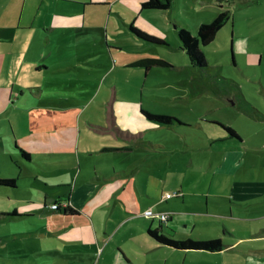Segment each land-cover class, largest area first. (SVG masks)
<instances>
[{
	"label": "crops",
	"instance_id": "obj_1",
	"mask_svg": "<svg viewBox=\"0 0 264 264\" xmlns=\"http://www.w3.org/2000/svg\"><path fill=\"white\" fill-rule=\"evenodd\" d=\"M3 1L11 3V0ZM43 1L40 0V4ZM89 1H106L104 5L110 6V17L112 5L119 0ZM121 1L126 4L122 6L129 8L128 16L134 10H147L141 6L144 0ZM76 3L84 8L81 21L86 16V6L102 4ZM50 5L51 2L48 7ZM37 8L41 12V8ZM58 10L61 8L55 12ZM22 11L21 8L20 13ZM115 12L122 17L126 15L120 9ZM48 14L47 10L41 20V12L40 16H32L20 26L21 16L5 12L0 19V28H40L34 24L35 19L41 21V28H62L63 25H48ZM64 14L60 13V16H68ZM70 16L78 17L75 14ZM117 47L101 49L105 62L93 58L92 47L90 53H76L75 57L63 58L56 64L72 60L81 62L89 56L92 60L83 61L82 65L108 66L118 63L119 54L112 50ZM33 60H37L33 61L34 72L46 71L45 57ZM135 60L128 55L119 64L137 66L134 62L138 60ZM82 70L91 76L87 67ZM149 72H153V68L148 72L144 70L145 75ZM56 86L63 91L77 88L66 81ZM74 92L78 96L73 95L72 100L63 93L59 97H62L60 106L77 109V126L44 123L31 127L42 130L41 133L21 134V137L12 127L10 136L14 139L9 142L13 151L5 144L0 152V162L2 157L9 160L5 164L7 174L0 173V178L15 180L14 186L0 184V200L12 203L0 207V226H9L7 231L11 232H0L3 250L0 251V264L18 263L15 253L8 258L5 252L6 244L11 240L16 242L18 237L32 238L48 251L41 254L39 248L32 245L31 257L30 253L26 260L19 257L23 258L19 261L26 264H41L40 260L45 258L57 259L56 264H178L188 258H191L190 262H200L194 257L204 253L206 256L201 264H218L211 262L208 252H219L220 256L231 254L233 258L228 263L232 264H264L263 104L236 106L233 111L226 106L225 110L233 117L227 115L222 124L237 134L230 137L224 129L212 135L203 125V119L189 124L176 117L178 121L165 125L171 128L170 132L163 131L164 125L147 119L141 112L146 109L158 113L149 106L153 101H143L141 94L128 100L114 97L103 128L85 115L86 112L94 114L102 110V106L93 102L100 91L78 88ZM104 94L108 98L109 90H104ZM10 110L9 107L0 109V120L4 118L3 113ZM200 128H205L206 132L199 133ZM105 132L106 137L102 135ZM20 149L29 157H24ZM31 163L39 171L32 170ZM23 188L22 192L20 189ZM170 192L178 195L165 197ZM55 202H59V209L52 208ZM66 204L76 213L65 214ZM146 209L166 213L168 217L160 220L144 216ZM18 223H25V228L14 226ZM149 228H159L163 235L175 239L218 238L222 248L214 251L176 249L151 237ZM221 263L225 264L226 259Z\"/></svg>",
	"mask_w": 264,
	"mask_h": 264
},
{
	"label": "rangeland",
	"instance_id": "obj_2",
	"mask_svg": "<svg viewBox=\"0 0 264 264\" xmlns=\"http://www.w3.org/2000/svg\"><path fill=\"white\" fill-rule=\"evenodd\" d=\"M206 1L211 3H205L203 0H176L166 11L134 10L131 16H128L129 8L122 6L126 4L119 0L112 5L108 17L110 6L104 5L106 1L44 0L43 4H40V0H11V3L0 0V19L5 12L17 13L21 16L20 26H22L27 20L32 19V16H40L41 12H43L41 18L43 20L48 10V25H63L62 28H41V21L35 19L34 24H38L40 28H0V109L4 107L11 109L3 113L4 118L0 120V152L3 151L5 144L13 151L9 142L14 139L10 136L12 127L16 135L21 137V134L28 136L41 133L42 130H33L31 127L35 128L44 123L58 122L71 127L77 126V109L60 106L62 97L59 95L66 94V97L72 100L73 95L78 96L74 94L75 89L78 88L93 92L95 89L100 91L93 102L102 106V110L94 114L86 112L85 115L103 128L106 127V114L114 97L128 100L136 99V94L138 96L141 94L143 101H153V105L149 106L158 113L180 117L189 124H196L203 119V125L212 135H217L219 129H222L214 122L223 123L227 115L233 117L232 113L225 110L226 106L233 111L236 106L243 107L257 103L264 105V98H261L264 95L262 92L264 89V0H231L226 4L218 3L223 5L222 8L216 4V0H213L215 3L212 0ZM49 2H51L50 7H48ZM76 2L102 4L86 6V16L81 21L84 8ZM37 6L41 8V12H38ZM21 8L23 11L20 13ZM57 8L61 10L55 12ZM117 9L124 11L126 15L123 17L117 15L115 12ZM220 9H228L230 18L217 32L215 39L203 46L207 65L203 68L194 67L189 62L186 52L182 50L176 28L183 26L195 33L201 22L210 21ZM60 13L68 16L62 17ZM72 14L78 17L70 16ZM132 23L144 32L162 39L164 44L147 43L137 38L129 31V25ZM115 45L118 47L112 50L119 54L118 63L94 67L82 65L81 62L92 60L88 56L81 62L72 60L73 62L66 64H56L63 58L75 57L76 53L83 51L90 53L92 47L93 58L98 62H105L106 59L100 54L101 49ZM128 55L136 60L160 59L171 67L154 66L153 72L145 75L141 65L119 64L121 59ZM42 57H45L46 71L34 72L33 61L37 60L33 59ZM82 67H87L91 76L86 75ZM64 81L77 88L63 91L56 86L62 85ZM259 81L262 82V86ZM2 85H6L7 88L2 89ZM49 85L53 86L49 88L47 87ZM20 86L27 88L22 89ZM104 90H109L108 98ZM11 91L14 92V96H10ZM39 96L41 99H38ZM170 129L169 126L164 125L161 130L170 132ZM198 132L206 131L205 128H200ZM106 134L107 132L102 133L104 137L107 136ZM64 139L71 141L66 137ZM8 161L7 158L2 157L0 162L2 175L7 174L5 164ZM29 166L32 170L39 171L35 164L31 163ZM9 169L17 171L12 167ZM13 175L17 176L16 173ZM20 190L23 192L24 188ZM7 203L12 205L9 201L0 200V207ZM18 214L23 212L18 211ZM14 226L24 229L25 223ZM8 228L9 226L2 228L0 226V232L11 233L7 231ZM6 245L8 247L5 252L8 258L10 254L15 253V257L19 260L23 258L26 260L31 257L32 245L37 246L41 254L48 253L40 242H33L32 238L27 237H18L16 242L11 240ZM1 246L0 244V251H3ZM207 254L211 262L222 264L221 260L226 259L225 264H232L228 263L229 259L232 261L231 254L223 256H220L219 252ZM205 256L206 253L194 257L200 262H190L191 258H188L184 263L178 264H201ZM19 260L18 263L11 264H26ZM56 261L57 259L54 258H45L41 259L40 263L56 264Z\"/></svg>",
	"mask_w": 264,
	"mask_h": 264
},
{
	"label": "trees",
	"instance_id": "obj_3",
	"mask_svg": "<svg viewBox=\"0 0 264 264\" xmlns=\"http://www.w3.org/2000/svg\"><path fill=\"white\" fill-rule=\"evenodd\" d=\"M213 1V0H212ZM217 3H229L231 0H216ZM173 0H144L141 4L143 9L147 10H159L163 11L168 9ZM230 11L228 9L220 10L210 21L202 22L199 24L195 33L191 32L189 29L185 27H179L177 29L178 38L181 42V47L183 51L186 52V55L189 59V62L194 67L203 68L207 65V57L203 51V46L211 43L215 37L217 32L223 27V25L230 18ZM129 29L140 39L149 42V43H164L162 39L150 35L143 30L135 27L133 24L129 25ZM135 65L143 66L145 72H148L154 66H167L168 63L166 61L160 59H152L145 58L134 62ZM143 115L157 123L162 125H169L175 121H178L176 117H172L169 115H165L162 113H154L148 111L146 109H141ZM218 124L227 132L230 137H236L237 134L235 131L222 124L214 122ZM24 157H29L28 154L20 149ZM0 184L6 186H14L15 180L13 178H0ZM56 207L53 209H59V202H55ZM63 212L65 214H75L76 210L71 208L68 204L65 205ZM148 234L157 240L159 243L165 244L169 247H173L181 250H208L214 251L222 248V243L220 239H205V240H193L191 238L187 239H171L167 238L163 235L159 228L156 229H148Z\"/></svg>",
	"mask_w": 264,
	"mask_h": 264
},
{
	"label": "built area",
	"instance_id": "obj_4",
	"mask_svg": "<svg viewBox=\"0 0 264 264\" xmlns=\"http://www.w3.org/2000/svg\"><path fill=\"white\" fill-rule=\"evenodd\" d=\"M178 194L175 192H170V193H166L165 197H172V196H177ZM56 204L52 205V208H55ZM143 215L147 216V217H157L160 220H166L168 215L166 213H162V212H155L152 209H146L143 211Z\"/></svg>",
	"mask_w": 264,
	"mask_h": 264
}]
</instances>
